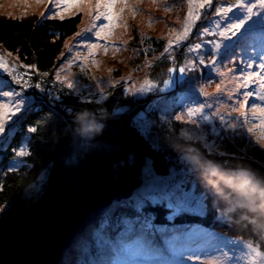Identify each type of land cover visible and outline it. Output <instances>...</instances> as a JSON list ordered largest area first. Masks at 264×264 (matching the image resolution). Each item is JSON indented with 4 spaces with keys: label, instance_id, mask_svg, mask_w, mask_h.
Listing matches in <instances>:
<instances>
[{
    "label": "rangeland",
    "instance_id": "374dc122",
    "mask_svg": "<svg viewBox=\"0 0 264 264\" xmlns=\"http://www.w3.org/2000/svg\"><path fill=\"white\" fill-rule=\"evenodd\" d=\"M245 2L257 5L254 9L255 14L245 22L238 32H235L234 35L230 33L227 39L216 34L221 30V22L226 19L223 15L217 14L216 9L230 6L236 2L215 3L213 0L212 6L202 9L200 0H128L126 6L122 3L116 6L117 20L114 21L111 34L107 39L95 36V30H98L96 25L100 21L95 20L96 13L94 11L78 12L73 10L71 13L64 14L63 18L81 14L82 22L77 31L81 36H77L76 33L65 42L64 51L50 74L54 81L48 85V92L55 99H58L57 96L66 94V97H77L80 102L92 105L103 103L110 97H114L112 100L117 101L120 93V95L129 98L132 103L128 106H116L111 103L109 106L111 120L119 125L124 124L137 132L152 149V154L144 159L139 178L140 185L133 191L130 198L122 200L123 206L145 207L146 204L157 202L167 205V201L159 196L155 202L148 197V180L153 175L168 177L172 174L171 170L173 169L176 171L173 182H182L187 188H191L195 184L196 192H203L207 203L210 202L214 210L220 212L219 208H222L221 215L223 213L226 215L228 211L239 206L236 203L237 198L252 202L249 188L243 192L240 190L238 196L228 197L230 202L227 204L214 193L207 192L197 171L195 174H190L187 165L177 159V154L182 153L172 146L176 142L184 146L195 147L197 143L202 145V142L187 141L180 137V129L183 127L192 135L205 136L209 143H215L217 151L226 153L223 160L209 156L212 160L223 164L224 167L231 168L237 164H243L257 173L256 170L261 167L259 162H264V152L260 147L264 146V115H261L259 110L254 107L255 105L264 107V102L259 100V97L264 95V88L260 86L259 77H254L252 81L247 80V74L250 71H256L259 75L264 76V70L258 67L260 63H264V8L259 6V0H245ZM49 8H54V0H44L40 4H37L36 0H0V15L11 18L21 19L34 15L44 17L41 14L46 12L48 14L45 17L60 18L53 12H49ZM189 10L195 14L191 30L188 38L177 45L176 38L183 34L184 27L189 20ZM243 15H246L244 8L239 10L233 8V11L229 13L233 20L243 18ZM197 16L199 18H196ZM104 22L107 23L106 20ZM203 27H208L209 33L201 34ZM86 29H92V31H85ZM169 40L173 41L171 56L175 58V63L164 52ZM216 42L221 45L218 50L214 48ZM93 43L101 46L92 49L89 45ZM195 43H202V48L196 53H188L184 45ZM210 50H213L217 57L216 67L211 70L206 68L198 75L196 95L187 93L185 83L180 80L182 74L179 73L178 67L182 66L186 60L192 59L194 55H200L203 58ZM230 57L236 63H231ZM249 64L252 67H248ZM169 68L173 69L171 73L173 84L170 86L162 83L169 79ZM35 74L37 72L33 66L19 61L17 56L0 46V97H2L0 104H11L14 99V97L4 96L5 92L22 90L27 104L31 106L34 99L26 93L32 90L31 79L36 83L46 81L39 77L36 78ZM57 75L60 76V80H57ZM183 75L191 79L188 73ZM66 81L74 82L77 91L69 90ZM25 82L28 83V87L23 86ZM217 85H219V89ZM101 89H103L106 99L100 98ZM201 89L209 95L205 97ZM249 90L253 92L252 97L244 95ZM182 93L185 94L182 95ZM80 95L85 96L87 101L79 99ZM93 98L96 100L95 103L92 102ZM200 103H204L206 107L190 117L188 108H198ZM241 105L244 106L241 107ZM149 107L152 108L149 116L153 119V129L148 134H143L133 125L132 117L139 110ZM118 109H126V111ZM162 113L168 117L171 124L170 129L168 125L160 123L159 117ZM217 113L223 114L228 123L221 122ZM22 115L21 112L5 113L6 133L0 134V152L8 148L12 136L18 130L19 119ZM176 115H180L182 120L176 121L174 119ZM201 116H206L208 119H200ZM192 119L197 120L195 125L191 123ZM8 125L11 127L9 128ZM231 125H236V127L232 128ZM213 129H215V135L211 134ZM248 129H252V131L248 132ZM166 131H170L171 135H165ZM82 140L86 148L94 139L88 144L86 143L87 138L82 137ZM21 147H25L28 151L27 137ZM200 150L203 153L202 147ZM83 151L85 152L84 149H81L82 153ZM87 153L88 150L84 153V158ZM228 154H234L236 158H230ZM26 157L15 156L9 163V167L11 169L19 168L23 164H17L15 167L11 165L15 161H25ZM159 157L164 162L163 167H160L163 172H157L155 168L156 158ZM134 161V154H130L125 156L121 162L115 163L111 171L113 178H117L119 175L115 174L117 166L120 168L117 170L120 173L125 164L133 167ZM181 169H184L183 174H181ZM49 173L50 170H47L33 184L36 187H32V185L27 188L19 196V199L26 202L29 199L36 200L45 190V186L48 189ZM14 202L9 201L0 207V220L12 208ZM120 202L114 199L110 205L111 209H115L118 206L117 203L122 204ZM208 207L207 204L202 214H196L205 215ZM104 217L99 224L87 227L91 228V231L86 236L82 235L84 237L79 244L85 247L89 244L101 246L103 249L101 248L100 252L108 254V258L101 261L102 264H127L130 259L127 245L131 238L140 233L139 228L147 221L144 222L143 217L138 221L125 217L120 224L122 230L120 233L124 237L119 239L120 243L118 244H109L111 241L106 242V239L110 232L104 230L107 227ZM150 217L153 220L151 214H149ZM147 224L153 225L154 223L149 221ZM129 229H132L131 233ZM145 231L156 243L160 242L161 236L158 232L152 231V228H146ZM129 233L130 235L133 233V236L129 235L128 237ZM96 242L100 245H97ZM249 244L251 247H248ZM80 248L76 247L77 253H73L77 254L75 260L79 261H77L78 264H86L84 260L86 254L82 253ZM166 258L170 264H264V254L253 242L196 225H189L185 229V235L177 245L176 251L167 252ZM72 262L63 263L61 260L59 264H72Z\"/></svg>",
    "mask_w": 264,
    "mask_h": 264
},
{
    "label": "trees",
    "instance_id": "16d2710c",
    "mask_svg": "<svg viewBox=\"0 0 264 264\" xmlns=\"http://www.w3.org/2000/svg\"><path fill=\"white\" fill-rule=\"evenodd\" d=\"M217 2L234 3L236 0H215V3ZM81 22L82 16L80 13L63 19L39 17L37 15L18 19L0 15V46L7 52L17 56L19 61L28 66H33L37 72L35 74L36 78L46 80H44L45 82L39 81L36 83L31 79L32 90L29 88L30 92L26 93L33 97L34 102H32L30 110L23 113L19 119L20 125L12 136L8 148L0 152V207L9 201L19 199V196L27 188L35 184L52 167L60 164L74 167L84 158V153L89 147L85 148L82 137L72 130V117L75 111L82 108L96 109L99 106H106L110 111L109 106L111 103L116 106H128L132 103L129 98L120 95V93H117L119 95L117 101H113L114 97H110L103 103L92 105L80 102L77 97L67 96V98L66 94L60 97L57 96L58 99H55L48 92V85L54 81L50 74L64 51L65 42L77 33ZM36 84H39L40 87H33ZM69 107L72 109L71 113L66 111ZM42 117L44 120L38 124ZM29 126H36L37 132L30 133L28 131ZM26 137L28 138V152H30V155L24 158L25 163L22 166L11 169L9 163L15 158L13 149L18 150ZM90 141L88 139L86 143ZM80 148L84 149L85 152L82 153ZM26 164H30L31 167H26ZM119 169L117 166L115 169L116 175L119 174V171H117ZM46 192L47 188L45 186V190L36 200L29 199L27 201L28 209L35 202L40 201ZM122 202L121 200L120 203ZM207 204L209 207L205 215L185 214L174 217L173 221H168L169 209L165 203H149L145 207L123 206V203H117L118 206L115 209L109 207L89 226L93 227L102 222L105 215L107 227L104 230L110 232L106 242L111 241L109 244H118L120 243L119 239L124 237L120 233L122 231L120 224L125 217H130L134 221H138L143 217L144 222L151 221L154 223L153 226L196 225L204 229L218 231L227 236L251 241L264 254V232H256L254 228L248 226L249 218L243 212V208L238 206L228 211L226 215L224 213L221 215L222 208H219V212L214 210L210 202ZM149 214L152 215L153 220H151V217L149 218ZM244 216L247 217V220H241V217ZM90 229H85L76 237L71 249L66 252L65 257L62 259L63 263L73 261L72 264H78L79 261L75 260L77 254H73L77 253L78 249L76 247H81L82 253L86 254L84 256L86 264H102L108 258L107 253L100 252L101 246L89 244L85 247L79 244L81 239L83 240L82 237L84 236L82 235H88ZM153 230L155 231V228H152ZM129 235L130 233L128 237ZM130 236H133V233Z\"/></svg>",
    "mask_w": 264,
    "mask_h": 264
},
{
    "label": "snow or ice",
    "instance_id": "6c2138e0",
    "mask_svg": "<svg viewBox=\"0 0 264 264\" xmlns=\"http://www.w3.org/2000/svg\"><path fill=\"white\" fill-rule=\"evenodd\" d=\"M44 0H36L37 4L43 3ZM124 4L125 6L128 3V0H54V8H49V12H53V14L58 15L61 19H63L64 14L66 12L71 13L73 10L78 12L83 11H94L96 13L95 20H99L100 23L96 25L98 30H95V36L98 38L107 39L111 34V29L114 26V21L117 20V8L118 4ZM213 0H200V7L203 9L204 7L212 6ZM259 6L264 8V0H259ZM257 7L255 3L245 2V0H236V3L227 6V7H219L216 9L217 14L223 15L226 19L221 22L220 28L216 34L220 37L227 39L230 35L235 34L238 32L241 27L245 24L247 20H250L252 16L255 14L254 9ZM233 8L239 10L240 8H244L246 10V15H243V18H236L232 19L229 16V13L233 11ZM48 13H42V16L47 15ZM195 14L189 10V20L184 27L183 34L176 38L177 45H179L182 41L188 38V34L192 27V19ZM103 17V20H101ZM196 18H199L198 16ZM107 21L105 23L104 21ZM231 21V22H229ZM85 31H92V29H86ZM209 33L208 27H203L201 34ZM77 36H81L80 33H77ZM101 45L93 43L90 44L89 47L95 49L100 47ZM173 41L169 40L167 42V46L164 49L165 54L170 56V59L173 63H175V58L171 56ZM106 47V46H105ZM184 47L187 49L188 53H196L198 50L202 48V43H195V44H186ZM221 45L219 42H216L214 48L216 50L220 49ZM231 63H236L233 58H229ZM217 57L213 50H210L208 54H205L203 58L200 55H194L192 59L186 60V62L178 67L179 73L182 75L180 76V80L185 83L186 92L192 95H196V90L198 85L196 84V80L198 75L204 69H214L216 67ZM248 67H252L251 64ZM259 69L264 70V63H260L258 65ZM239 71V70H237ZM173 72L172 68L168 69L169 79L162 81L165 85H172L173 80L171 78V73ZM184 73H188L191 76V79H188ZM254 77H259L260 79V86L264 88V76L259 75L256 71H250L247 74V80L252 81ZM57 80H60V76L57 75ZM67 88L72 91H77V88L72 81H66ZM24 87H28V83L25 82ZM33 87H40L39 84L33 85ZM219 89V85H217ZM143 90V89H141ZM203 95L207 97L209 94L206 91H203ZM185 93H182L184 95ZM246 97H252L253 92L251 90L244 93ZM4 96L6 97H14L12 99L11 104H0V134L6 133V122H5V113L6 112H21L26 113L30 110V106L27 104L25 99V94L23 91L19 92H5ZM100 98L106 99L107 97L103 95V89L100 90ZM2 99V97H0ZM79 99L87 101V98L83 95L79 96ZM261 102H264V95L259 97ZM93 103L96 102L95 98H93ZM244 105H241L243 107ZM206 105L204 103H200L198 108H188V115L191 117L195 115V113L200 112L204 109ZM210 107V106H209ZM261 115H264V107H260L259 105H255ZM121 111H126V109H118ZM67 112L71 113L72 109L69 107L66 109ZM152 111V108H146L139 110L133 117L132 123L136 126L141 133L148 134L150 130L153 129V119L150 118L149 113ZM221 122L228 123L225 121V117L223 114L217 113ZM200 119H208L206 116L199 117ZM176 121L182 120L180 115H176L174 117ZM44 118H41V121H38V124L42 122ZM160 123L168 125L169 129L171 128L170 121L165 114H161L159 117ZM191 123L195 125L197 123L196 119H192ZM10 128L11 125H8ZM232 128H235L236 125H231ZM28 131L30 133L37 132L36 126H29ZM248 132H251L252 129H248ZM165 135H171L170 131H166ZM212 135H215V129H213ZM180 137L187 141H197L202 142L197 143L194 149L198 150L195 155L186 157L183 154L178 153L177 159L182 163L187 165V170L190 174H195L196 168L194 165V161L200 159L201 147L203 150V154L206 156H211L215 159L223 160L226 153L219 152L216 150L215 143H209L207 138L203 135H192L189 131H185L182 127L180 129ZM261 151L264 152V146H260ZM13 153L17 157H25L30 155V152L26 151L25 147H20L18 150L13 149ZM230 158L235 159L234 154H228ZM25 161H15L11 165L15 167L17 164H24ZM261 167L256 170L258 174L264 175V162H259ZM26 167H31L30 164H26ZM208 169H211L212 166L210 164L207 165ZM213 171L215 169H212ZM172 174L168 177L162 176H151L148 180V197L155 202L157 196L165 199L167 201V207L169 209V214L167 216L168 221H173L174 217L181 216L185 214H196V213H203L207 206V200L205 194L197 193L196 192V185L193 184L191 188H187L184 186L182 182H173L174 177L176 174L175 169L171 170ZM184 169H181V174H183ZM230 183V180L227 181ZM32 187H36L33 185ZM240 190L246 191V185H240ZM207 192H212L208 187H206ZM236 203L239 205L240 208L249 207L251 206V200L245 201L241 199H236ZM241 220H247V217H241ZM248 226L255 229L256 232H264L260 228L255 226V222H249ZM187 225L183 224H172L171 226H153L150 224L145 223L140 227V233L135 235L134 238H131L130 243L127 245V252L130 259L127 261V264H170V262L166 258L167 252H175L177 245L181 242L183 236L185 235V229ZM155 228V231L158 232L161 236L160 242L156 243L153 239L150 238V234L145 231V229ZM129 232H132V229H129ZM248 247H251L249 244ZM121 251L123 252L124 249L122 248Z\"/></svg>",
    "mask_w": 264,
    "mask_h": 264
},
{
    "label": "water",
    "instance_id": "95a60500",
    "mask_svg": "<svg viewBox=\"0 0 264 264\" xmlns=\"http://www.w3.org/2000/svg\"><path fill=\"white\" fill-rule=\"evenodd\" d=\"M134 154L133 167L111 171L125 156ZM148 142L124 124L109 119L103 133L90 144L86 157L74 167L51 168L44 197L28 209L23 199L15 200L0 220V264H59L76 237L113 200L131 197L140 185ZM164 162L156 158V171Z\"/></svg>",
    "mask_w": 264,
    "mask_h": 264
},
{
    "label": "clouds",
    "instance_id": "9594fccd",
    "mask_svg": "<svg viewBox=\"0 0 264 264\" xmlns=\"http://www.w3.org/2000/svg\"><path fill=\"white\" fill-rule=\"evenodd\" d=\"M109 119H111V113L106 106H99L96 109L82 108L73 113L72 130L78 136L92 140L103 133ZM172 146L189 158L198 151L193 146H184L179 142ZM193 163L205 186L226 204L230 202L228 197L240 194V185H246L252 195V204L244 207L243 212L249 218V222L254 221L255 226L264 231V175L256 173L243 164H237L231 168L224 167L223 164L212 160L202 152L200 159ZM208 164L212 166L211 169L207 168ZM229 180L230 183L227 182Z\"/></svg>",
    "mask_w": 264,
    "mask_h": 264
},
{
    "label": "bare ground",
    "instance_id": "6f19581e",
    "mask_svg": "<svg viewBox=\"0 0 264 264\" xmlns=\"http://www.w3.org/2000/svg\"><path fill=\"white\" fill-rule=\"evenodd\" d=\"M88 147L90 148V146H88ZM89 148H88V150H89ZM60 165H63V166H67V167H69L67 164H60ZM77 165H78V164H77ZM75 166H76V165H75ZM103 211H104V210H103ZM100 214H101V212L97 215V217H98ZM97 217H96V218H97ZM96 218H95V219H96ZM95 219H94V220H95ZM94 220H93V221H94ZM93 221H92V222H93Z\"/></svg>",
    "mask_w": 264,
    "mask_h": 264
},
{
    "label": "built area",
    "instance_id": "2783aa9c",
    "mask_svg": "<svg viewBox=\"0 0 264 264\" xmlns=\"http://www.w3.org/2000/svg\"><path fill=\"white\" fill-rule=\"evenodd\" d=\"M88 143H90V142H88ZM88 143H87V144H88ZM87 146H90V145H87Z\"/></svg>",
    "mask_w": 264,
    "mask_h": 264
}]
</instances>
